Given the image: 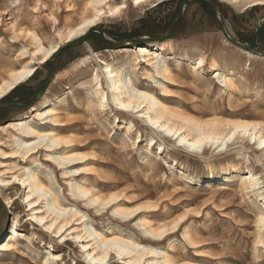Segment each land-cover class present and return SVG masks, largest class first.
Wrapping results in <instances>:
<instances>
[{"label": "rangeland", "instance_id": "374dc122", "mask_svg": "<svg viewBox=\"0 0 264 264\" xmlns=\"http://www.w3.org/2000/svg\"><path fill=\"white\" fill-rule=\"evenodd\" d=\"M215 1L230 36L237 42L251 45L264 15V6L236 7ZM112 2L119 4L121 0ZM88 3L89 0H0V85L9 79L11 71L23 66L36 67L34 77L0 103L29 104L46 84L54 57L47 64H40V56H33L36 46L29 34L34 33L45 47L58 44L64 47L69 43L64 44L59 33L65 34L89 13L86 10ZM133 3L129 0L128 10L115 18H104L94 28L116 42L141 37L158 39L177 18L182 0L142 9L135 8ZM168 40L170 46L165 47L164 58L172 71V80L167 81L162 76L157 80L171 93L172 97L167 98L172 101L168 104L171 109L182 110L201 120L264 121V28L256 52H245L225 40L209 2L189 1L181 22ZM148 44L135 45L126 48L130 52L121 53L122 49L105 43L93 33L86 43L62 55L54 82L36 108L30 111L0 110V176L11 180L14 176H24L27 170L37 175L58 198L60 206L67 210L59 222L70 218L75 210L82 213L70 219L65 235L71 236L64 239L60 236L65 231L55 235L30 220L32 212L25 202L27 189L17 183L5 188L0 196L14 203L11 209L8 208L10 221L0 206V264H90L82 246L95 242L77 240L76 235L83 234L85 227H92L98 232L115 231L116 235L123 233L140 241L144 238L142 228L138 227L142 215L125 223L114 212L118 206L133 210L147 204L159 205V211L143 213L155 227H171L185 217L179 231L155 246L173 261L264 264V246L256 248V219L259 212L264 211V165H260L264 164V153L257 151V145L247 139L246 144L237 141L225 151L207 150L202 156L187 153L177 146L175 139L152 127L142 115L116 109L111 94L106 107H99L91 79L98 72L104 90L108 92L107 80L102 74L104 62L115 67L124 66L125 73L139 81L137 87L153 86L152 91L157 97L164 96L155 81L144 80L148 71H154L153 67L143 62L136 66V48ZM174 56L183 60L179 67ZM200 59H204L206 69L198 76L191 66ZM212 61L221 73H232L230 89L217 84L215 74L209 70ZM52 105L57 107L60 121L56 127L41 124L34 118L37 110H46ZM206 111L216 113L202 116L201 113ZM21 120L32 127L69 138L73 147H63L56 154L39 149L23 159L15 154L13 138L19 137L18 131L7 127ZM150 138L158 142L152 148ZM159 145L165 150L161 155ZM65 154L84 156L86 161L59 166L50 157L60 158ZM240 163L238 172L226 171ZM251 173L260 180L258 191L245 189L242 183ZM212 175L216 177L212 178ZM190 181L196 184L191 185ZM78 185L103 198L115 193L119 201L98 212V205H89L86 198L78 199L72 195L71 187ZM37 208L42 211L39 216L49 215L46 201ZM81 215H85L84 220ZM16 216L20 220L18 242L15 250L6 251L3 243L12 233V221ZM185 230H189L195 245L187 242ZM107 264L126 263L112 253Z\"/></svg>", "mask_w": 264, "mask_h": 264}, {"label": "bare ground", "instance_id": "6f19581e", "mask_svg": "<svg viewBox=\"0 0 264 264\" xmlns=\"http://www.w3.org/2000/svg\"><path fill=\"white\" fill-rule=\"evenodd\" d=\"M128 1L129 0H121L119 4H114L113 2L112 4L111 0H89V3L86 6V10L89 13L85 14L83 19L78 24L69 27L65 34L59 33V37L62 38L64 44L70 43L78 38L83 37L89 30L98 26L104 18H115L121 15L124 11L128 10ZM133 1V5L135 8L142 9L148 6L155 7L157 4L172 0H141V3L139 4H137L135 0ZM219 1L224 3H230L236 7L243 6L246 8H251L257 6H264V0ZM117 8L120 9L118 13L116 12ZM100 13H103V15H100ZM109 13L114 14L109 15ZM54 20L55 23H57V20ZM89 21L95 22L88 23ZM81 24H87V26L81 29L80 32L73 36L72 33L76 32V30L80 28ZM70 36L72 37L71 39H69ZM29 37L36 46V51L33 56L35 58L37 56H40L39 62L42 65L47 64L61 48V45L59 44L51 45L50 47H45L44 43H42V41L37 36H35L34 33H30ZM147 42H149L148 45L139 46L138 48H136L138 54L136 58V66L143 62L153 67L154 71H148L145 75L144 80L149 82L155 81L156 85L160 87L161 91L163 92V98L157 97L156 93L152 91L151 87L153 86L137 87L136 84L139 83V81H136V77H132L131 75L126 74L124 66L115 67V65H110L104 62L105 69L103 70L102 74L107 80L108 92L104 90L102 80L98 72H95L91 79L94 82V88L92 89V91L94 95L98 98L100 108L106 107V105L109 103V94H111L112 101L116 109H119V111L122 113L136 112L142 115V117H145L148 120L152 127L161 130L169 137L175 139L177 146L185 150V152L187 153L202 156L207 150H217L219 152L225 151L228 150L230 145L234 142L240 141L242 142V144H246L247 139L254 143V145H257L258 152L264 153V148L260 147L261 142H264V121H222L218 119L201 120L189 116L186 112H183L182 110L176 111L171 109L168 104L172 103V101L167 99L172 97L171 93L170 91H168V87L163 82H159V80H157L159 79L157 78L159 76H162L167 81L172 80V71L164 58V50L166 46H170V40H167L165 42ZM150 51H155V53L149 54ZM120 52L127 53L130 52V50L124 48ZM173 58L176 59L177 67H179L183 60L178 59L175 56ZM87 60H89V58H87ZM205 69L206 63L204 59L197 60L191 66V70L198 76L200 75V73H204ZM209 70L215 74L214 76L215 79H217V84H219L221 87L230 89L233 86L232 73L230 72L231 74L229 75L223 74L224 72L221 73V69H219L215 61L210 64ZM35 71L36 67L30 66H23L21 68H17L11 71L9 79L3 81L0 85V100L9 96L15 89H17V87L34 77ZM121 105H130L131 110L129 111L127 107H121ZM56 109L57 107L55 105H52L46 110H37L35 112L36 114L34 118L40 121L41 124H49L54 125V127H56L60 125V121L57 119L58 112ZM210 113L216 112L206 111L201 114L205 117ZM117 118L118 117H116V119ZM244 122H249L253 124V127H247ZM7 127L16 129L18 131L17 134L19 135V137L16 136V138H13L15 148L17 149L15 154L20 155L23 159H25L30 154L35 153L39 149H45V151L47 152L56 154L58 151L63 149V147H73V141L69 138L59 137L55 132L50 130L32 127L30 123L26 121L21 120L14 124H10ZM130 129H128V132ZM233 132H235L236 135L233 137L232 140H228V137L231 136ZM245 132L247 133V135L244 134ZM28 139L33 140L28 141ZM197 140H203V145L199 151H193L191 149V145L194 144ZM157 144L158 142L155 140V138H150L151 148L153 145L156 146ZM158 150L160 152L159 155H161L162 152H165L161 145L158 146ZM50 157L55 162H57L59 166H65L70 163L73 164L77 161L82 160L86 161V157L80 155L68 156L65 154L60 158H57L53 155ZM240 166L241 163L239 164V166L233 165L230 169L227 168L226 171L238 172ZM85 170L87 171V169ZM211 177L215 178L216 175H212ZM192 181H190L191 185L196 184ZM15 183H17V185L23 186L25 189L28 190L25 197V202L26 204H28L29 211L32 212L30 214V220L35 221V223L37 224L43 225L49 232L55 235H60L62 232H64L71 220L75 219L80 214H82L80 211L75 210L70 215V218H64L63 221L59 222L61 218L65 217L67 210L63 209L60 206L58 198L55 196V194L52 193L51 189L46 188L39 181L37 175L29 173L28 170L27 173L24 174V176H14L13 178H11V180H6L4 179V177L0 176V194L5 188ZM177 183L178 181L176 182V184ZM242 183L243 185H245V189H252L253 191H258L261 188L260 180L252 173L247 178H245ZM168 185H172V183H168ZM71 193H73L72 195L75 198H86V202H88L89 205H98V212L110 208L112 205L119 201V196L116 195V199L113 202L108 203L109 198L112 196H110L109 198H103L99 194L80 185L76 187H71ZM48 197L50 198L49 201ZM4 200L7 203L8 208L11 209V206L14 202L10 199ZM45 201L49 215L45 217L39 216L42 211L37 208L38 204H42ZM138 208L140 210L135 212V214L133 215L131 214V210H126L118 206L115 208L114 214L120 217L125 223L132 219L136 220L139 215H142V217L139 219L138 227L142 228L144 238L140 241L136 240L132 236L126 237V235H124L123 233H121L120 236L116 235L115 231L106 234L98 232L92 227L88 229L85 226L83 231L84 233L76 235L75 238L77 240L82 241L90 239L88 242H95L83 244L82 246L83 249L87 251L86 258L90 262V264H101V260L103 259L105 254V248L102 245L111 240L113 237H115L116 240L119 242L121 248L118 253L115 251L108 252V259L106 261V264L108 263V260L112 253H115L126 264H129V262L135 264V261L138 260H143V264H194L188 261H173L167 253L155 248L157 244L161 243L162 241H165L166 239L174 235L176 231H179V225L185 221V217L175 222L174 225H176V227L173 231L172 226L168 227L166 225H161L155 227L153 224H151L152 222L149 221L148 217L143 215V213L146 215V213H155L159 211L160 208L158 204H147ZM54 215H56L55 218L53 217ZM261 217H264V211H260L256 219V224L258 226L256 248L264 246V224H261L260 222ZM49 218L51 219L50 221H48ZM84 219L85 215H81V220ZM19 223V217H14L12 221V233L7 235L8 239L3 243V248L6 251H13L16 249L15 244L18 242L17 237H19L17 230ZM47 223L48 225L46 226ZM61 228H63L64 230L60 231ZM161 228H166L167 234L164 235L162 239H158L157 237L160 235ZM65 233L66 231L62 233L60 237L66 239L67 237L71 236L65 235ZM184 237L191 246L195 245L192 240L193 236L191 235L189 230H185ZM143 243H147L149 245H143ZM52 257L56 259V256L53 255ZM47 262L48 260H46V263Z\"/></svg>", "mask_w": 264, "mask_h": 264}, {"label": "water", "instance_id": "95a60500", "mask_svg": "<svg viewBox=\"0 0 264 264\" xmlns=\"http://www.w3.org/2000/svg\"><path fill=\"white\" fill-rule=\"evenodd\" d=\"M189 1H206L209 2L212 6L213 9V13L215 15V19L216 22L218 24L219 30L222 33V35L224 36L225 40L234 45L235 47L248 52V53H255L257 48H258V39H259V35L262 31V29L264 28V15L262 17V19L260 20V22L257 25V30L254 34L253 37V41L251 45L248 44H244V43H240L237 42L236 40H234L230 34L228 33L224 22L222 20V17L220 15L219 9L217 7L216 1L215 0H182L181 6H180V11L179 14L177 16V18L175 19V21L173 22V24L171 25V27L169 29L166 30L165 34H163L160 38L156 39V38H149V37H141V38H137V39H130L124 42H116V41H112L110 39H108L105 35V33L97 28L92 29L91 31H89V33H87L86 35H84L83 37H81L80 39H77L76 41L69 43L67 45H65L64 47L60 48L59 51L56 53V55L53 58V62L52 65L50 67L48 76H47V81L45 86L41 89V91L37 94V96L35 97V99L29 103V104H16V103H0V110H5V109H11V108H15V109H22L25 111H30L34 108H36L41 101L43 100V98L46 96V94L48 93L51 85L54 82V77H55V72L58 66V63L62 57V55L71 50L74 49L84 43H86L90 37L92 36L93 33H97L105 43L117 47L119 49H124V48H130L133 47L135 45H141L144 42L147 41H159V42H164L168 39L171 38L173 32L175 31L176 27L179 25V23L181 22L183 16H184V12L186 10V6L187 3ZM0 206L4 209V211L7 214L8 220H11V215H10V211L7 207V205L5 204L4 200L2 199V197L0 196ZM8 230V227H7ZM2 236V233L0 234V237Z\"/></svg>", "mask_w": 264, "mask_h": 264}, {"label": "snow or ice", "instance_id": "6c2138e0", "mask_svg": "<svg viewBox=\"0 0 264 264\" xmlns=\"http://www.w3.org/2000/svg\"><path fill=\"white\" fill-rule=\"evenodd\" d=\"M135 2L137 4L141 3V0H135ZM120 11L119 8L116 9V12L118 13ZM114 13H109V15H113ZM100 15H103V13H100ZM95 21H89L88 23H94ZM87 26V24H81L80 25V28L76 30V32L72 33V35H76L78 32H80L81 29L85 28ZM72 37L70 36L69 39H71ZM121 107H127V109L130 111L131 110V106L128 105V106H125V105H121ZM247 127H253V124L249 123V122H244ZM245 135H247V133L245 132L244 133ZM236 135L235 132L232 133L231 136L228 137V140H232L233 137ZM203 145V140H197L194 144L191 145V149L193 151H199L201 149ZM260 147L261 148H264V142H261L260 144ZM116 199V195L115 193H113L112 197L109 198V201L108 203H111L113 202L114 200ZM99 202V201H97ZM140 209L139 208H136V209H133L131 210V214H135V212L139 211ZM198 214V213H197ZM183 219V218H181ZM260 222L261 224H264V217H261L260 218ZM175 227L176 225H173L172 228H173V231L175 230ZM64 229L61 228L60 231H63ZM167 234V229L166 228H161L160 229V235L157 237L158 239H162L164 235ZM104 248H105V254H104V257L103 259L101 260V264H106V261L108 259V252L109 251H115V252H119L120 248H121V245L119 244V242L116 240L115 237H113L111 240H109L108 242L104 243L102 245ZM129 264H132V262H129ZM135 264H143V260H138V261H135Z\"/></svg>", "mask_w": 264, "mask_h": 264}]
</instances>
